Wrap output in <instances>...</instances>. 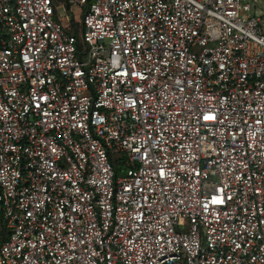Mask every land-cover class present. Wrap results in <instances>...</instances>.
Instances as JSON below:
<instances>
[{
  "label": "built area",
  "instance_id": "obj_1",
  "mask_svg": "<svg viewBox=\"0 0 264 264\" xmlns=\"http://www.w3.org/2000/svg\"><path fill=\"white\" fill-rule=\"evenodd\" d=\"M0 264H264V0H0Z\"/></svg>",
  "mask_w": 264,
  "mask_h": 264
},
{
  "label": "rangeland",
  "instance_id": "obj_2",
  "mask_svg": "<svg viewBox=\"0 0 264 264\" xmlns=\"http://www.w3.org/2000/svg\"><path fill=\"white\" fill-rule=\"evenodd\" d=\"M80 18H81V13H80L79 10H77L76 12L74 11V13H72V16H70L69 20L63 19V23H65L66 25H69L70 24L71 29L73 31H75V28L72 25V23H76V22L78 23V21L80 20Z\"/></svg>",
  "mask_w": 264,
  "mask_h": 264
},
{
  "label": "trees",
  "instance_id": "obj_3",
  "mask_svg": "<svg viewBox=\"0 0 264 264\" xmlns=\"http://www.w3.org/2000/svg\"><path fill=\"white\" fill-rule=\"evenodd\" d=\"M87 2H88V4L90 5L91 2H92V0H87ZM72 25H73L74 28H75V31L72 30V32H73L74 34L78 35V34L80 33V26H79V24H77V23H72ZM77 27H78L79 29H78ZM114 165H115L116 173L119 174V173L121 172V169H122V166H121V164H120V161H119V160H116V161L114 162Z\"/></svg>",
  "mask_w": 264,
  "mask_h": 264
},
{
  "label": "snow or ice",
  "instance_id": "obj_4",
  "mask_svg": "<svg viewBox=\"0 0 264 264\" xmlns=\"http://www.w3.org/2000/svg\"><path fill=\"white\" fill-rule=\"evenodd\" d=\"M205 119H206V120H207V119H213V117H211V116H206ZM216 202L218 203L219 201H216Z\"/></svg>",
  "mask_w": 264,
  "mask_h": 264
}]
</instances>
